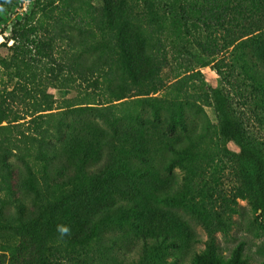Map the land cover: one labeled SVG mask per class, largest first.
<instances>
[{"label":"trees","instance_id":"16d2710c","mask_svg":"<svg viewBox=\"0 0 264 264\" xmlns=\"http://www.w3.org/2000/svg\"><path fill=\"white\" fill-rule=\"evenodd\" d=\"M94 1L33 0L0 44V263L174 264L196 242L185 216L207 236L190 264H248L242 244L218 252L246 197L225 191V158L251 165L264 213V144L221 96L210 120L199 71L162 74L193 42L264 132V0ZM70 87L84 90L44 106Z\"/></svg>","mask_w":264,"mask_h":264},{"label":"rangeland","instance_id":"374dc122","mask_svg":"<svg viewBox=\"0 0 264 264\" xmlns=\"http://www.w3.org/2000/svg\"><path fill=\"white\" fill-rule=\"evenodd\" d=\"M94 4L97 6L102 5V0H95ZM33 6V0H16V2L9 8L0 13V44L7 42L11 46V26L15 21L20 20L25 15H28ZM137 9V7H136ZM138 10V9H137ZM43 33V31H40ZM178 39V45L175 44L176 49H170V63L163 71V78L167 83L174 81L175 77L186 71H199L213 98V105L206 107V112L210 120L214 124H219L220 109L216 105V96H221L225 101L226 109L239 120L244 128L247 130L248 135L258 140L256 142L264 144V132L260 131L248 117V111L242 106L241 102L237 100L236 96L229 91L228 87L222 83L219 76L216 74L212 66H204V59L198 52L193 42H185ZM182 49L181 53L176 52ZM2 54H7L6 48H0ZM5 79L0 83V88H3ZM84 88H88L84 84ZM83 89L82 87L70 88H49L48 94L43 100V104L48 109H56L63 100L72 99L76 97L77 90ZM84 90V89H83ZM91 91V90H90ZM14 110L23 116H27V109L21 105L14 104ZM226 147L232 151L239 152L237 146L233 143H227ZM228 166L225 170L224 188L228 194H233L237 188H242L245 191V199H239L240 210L234 216L236 221L229 234H218V252L223 258H229L232 251L240 244L242 248V258L248 264H264V213L257 211L255 207V186L252 181V167L247 163H242L237 158H225ZM194 232L196 233V242L190 249L183 253L179 259H173L174 264H190L193 259L194 253H200L205 248L207 240L206 233L203 228L184 216ZM0 264H8L5 258H1Z\"/></svg>","mask_w":264,"mask_h":264},{"label":"clouds","instance_id":"9594fccd","mask_svg":"<svg viewBox=\"0 0 264 264\" xmlns=\"http://www.w3.org/2000/svg\"><path fill=\"white\" fill-rule=\"evenodd\" d=\"M58 231L61 234V236H63L69 232V228L65 226H59Z\"/></svg>","mask_w":264,"mask_h":264}]
</instances>
